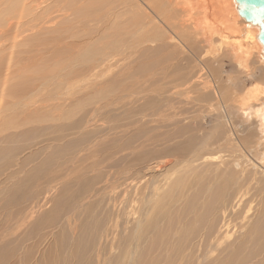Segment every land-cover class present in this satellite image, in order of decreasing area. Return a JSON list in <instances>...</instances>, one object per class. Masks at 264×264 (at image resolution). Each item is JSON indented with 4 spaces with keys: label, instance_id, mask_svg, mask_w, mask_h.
Instances as JSON below:
<instances>
[{
    "label": "rangeland",
    "instance_id": "rangeland-1",
    "mask_svg": "<svg viewBox=\"0 0 264 264\" xmlns=\"http://www.w3.org/2000/svg\"><path fill=\"white\" fill-rule=\"evenodd\" d=\"M32 1L0 0V264H264L257 29L229 0Z\"/></svg>",
    "mask_w": 264,
    "mask_h": 264
},
{
    "label": "bare ground",
    "instance_id": "bare-ground-1",
    "mask_svg": "<svg viewBox=\"0 0 264 264\" xmlns=\"http://www.w3.org/2000/svg\"><path fill=\"white\" fill-rule=\"evenodd\" d=\"M32 1V0H31ZM41 1V0H40ZM154 1V0H153ZM153 1H146V0H135V2H137V3H140V5H142V7H146V9H148V13L146 14V17H147V15H148V20L149 21H151V23L154 21V19L155 20H157V22L161 25V23L160 22H165V20H167L168 19V17H166V15L164 16L163 15V12H161V11H163V10H161V9H159L158 7V5H157V3L156 2H153ZM168 1V0H167ZM233 5H234V10H235V16H237V17H239L242 21H244L246 24H248L250 27H252V28H256L257 29V33H256V41L258 42V44L260 45L259 47H260V49H261V52H262V57L264 58V50H263V47H262V44L260 43V41L258 40V38H257V35H258V33H259V26L258 25H255V24H253L252 22H250V21H247L244 17H242L240 14H239V12H238V10H237V2H236V0H229ZM34 2V0L32 1V3ZM38 2H39V0H38ZM37 2V3H38ZM43 2H44V0H43ZM42 2V3H43ZM103 2V1H102ZM107 2V1H106ZM134 2V3H135ZM143 2V3H142ZM163 2H166V1H163ZM163 2H162V4H163ZM198 2V1H197ZM228 2V1H227ZM173 3V2H172ZM171 3V4H172ZM179 3V2H178ZM30 4H31V2H30ZM143 4L144 5H146V6H143ZM161 4V3H160ZM161 4V5H162ZM177 4V3H176ZM196 4V3H195ZM38 5H41L40 3H38ZM126 5V4H125ZM124 4H123V6H125ZM199 5V4H198ZM217 5H218V3H217ZM219 5H221V4H219ZM119 6H121V5H119ZM164 6V5H163ZM193 6H195V5H193ZM33 7V6H32ZM111 7V6H110ZM169 7H171V6H169ZM173 7V6H172ZM197 7V6H196ZM233 7V6H232ZM108 8V7H107ZM122 9H123V7H121ZM174 8V7H173ZM175 8H176V6H175ZM233 9V8H232ZM165 10V9H164ZM170 10H175V9H170ZM170 10H166V11H170ZM110 11V10H109ZM109 11H108V13H109ZM185 11V10H184ZM121 12H122V10H121ZM150 12V13H149ZM168 12H167V14H168ZM173 12H177L176 10L175 11H173ZM172 12V13H173ZM125 13V12H124ZM179 13H181L180 14V16H182V12L180 11ZM209 13V12H208ZM110 14V13H109ZM144 14V15H145ZM177 14V13H176ZM237 14V15H236ZM152 15H154V16H152ZM171 15V14H170ZM35 16V15H34ZM109 16V15H108ZM168 16V15H167ZM176 15H174V17H175ZM180 16H178V17H180ZM110 17V16H109ZM165 17V18H164ZM121 18V17H120ZM167 18V19H166ZM191 18V17H190ZM207 18V17H206ZM114 19V18H113ZM170 19H172V16L170 17ZM31 20H33V19H31ZM174 20V19H173ZM173 20H171V22H173ZM179 20V19H178ZM177 20V17L175 18V20L174 21H177L175 24H177V23H179L180 21H178ZM181 20V19H180ZM34 21V20H33ZM119 21H120V19H119ZM125 21H127V20H125ZM168 21V20H167ZM128 22V21H127ZM168 22H170V21H168ZM243 22V23H244ZM148 23V22H147ZM158 23H156V24H158ZM174 23V22H173ZM188 23V22H187ZM117 24V23H116ZM150 24V23H149ZM168 24V23H167ZM126 25V24H125ZM165 25H166V22H165ZM171 25H172V23H171ZM174 25V24H173ZM181 25H182V23H181ZM184 25H185V23H184ZM184 25H182V26H184ZM190 25V24H189ZM192 25V24H191ZM170 26V25H169ZM185 26H187V25H185ZM184 26V27H185ZM236 26V25H235ZM173 28H174V26H172ZM171 27V28H172ZM176 27V26H175ZM116 28V27H115ZM150 28V27H149ZM163 28V27H162ZM167 28H169V27H167ZM232 28V27H231ZM160 29V27L158 28V30ZM182 29L184 30V28L182 27ZM117 30V29H116ZM186 30V29H185ZM188 30H190L189 28H188ZM154 31V30H153ZM159 31H162V30H159ZM182 31V30H181ZM191 31H193V30H191ZM163 32V31H162ZM189 32V31H188ZM155 33V32H154ZM182 33H183V31H182ZM188 35V34H187ZM189 35H190V33H189ZM191 36V35H190ZM112 38V37H111ZM172 39V38H171ZM182 45V44H181ZM183 46V45H182ZM106 48V47H105ZM188 49H189V47H187ZM107 50V49H106ZM111 51V50H110ZM117 55V54H116ZM116 55H114L113 57H115ZM111 56V55H110ZM196 56V55H195ZM120 59V58H119ZM123 59V58H122ZM118 61V60H117ZM203 63V62H202ZM105 102V101H104ZM105 104H106V102H105ZM129 109V108H128ZM95 112V111H94ZM118 118V117H117ZM132 121H133V119H132ZM116 124V123H115ZM141 126V125H140ZM109 127L111 128V126L109 125ZM109 128V129H110ZM117 128H119V127H117ZM103 129V128H102ZM101 142V141H100ZM123 143V142H122ZM84 146V145H83ZM119 147H120V145H119ZM121 148V147H120ZM97 149V148H96ZM89 151V150H88ZM94 151V150H93ZM96 151V150H95ZM81 152V151H80ZM87 154H89V153H87ZM91 154V153H90ZM95 154V153H94ZM102 154V153H101ZM100 154V155H101ZM105 155V154H104ZM83 156V155H82ZM81 156V157H82ZM89 156V155H88ZM95 156H97V155H95ZM92 157V156H91ZM96 158V157H95ZM79 159H80V156H79ZM84 159V158H83ZM108 159V158H107ZM95 160V159H94ZM98 160H100L99 158H98ZM171 158L170 159H167V160H164L163 162H159L155 167L156 168H158V169H164L165 167H166V165H168V164H170L171 163ZM103 163V162H102ZM97 164H98V162H97ZM172 164V163H171ZM87 165V164H86ZM92 165V164H91ZM90 165V166H91ZM95 165V164H94ZM99 165V164H98ZM101 165V164H100ZM105 165V164H104ZM113 165H114V163H113ZM89 166V168H92V167H90ZM103 166V165H102ZM111 166V164L110 165H108V167H110ZM95 167H96V165H95ZM102 168V167H101ZM166 169V168H165ZM164 169V170H165ZM94 170V169H93ZM124 170V169H123ZM82 172V171H81ZM84 172V171H83ZM130 173V172H129ZM109 175V174H108ZM113 176V175H112ZM112 176H111V178H112ZM110 177H108V179H109ZM110 178V179H111ZM125 179V178H124ZM111 181V180H110ZM12 232V231H11ZM12 233H14V232H12ZM11 233V234H12ZM56 252V251H55ZM49 254H52V253H49ZM50 256V255H49ZM38 262V261H37Z\"/></svg>",
    "mask_w": 264,
    "mask_h": 264
},
{
    "label": "water",
    "instance_id": "water-1",
    "mask_svg": "<svg viewBox=\"0 0 264 264\" xmlns=\"http://www.w3.org/2000/svg\"><path fill=\"white\" fill-rule=\"evenodd\" d=\"M239 14L259 26L258 40L264 50V0H236Z\"/></svg>",
    "mask_w": 264,
    "mask_h": 264
}]
</instances>
